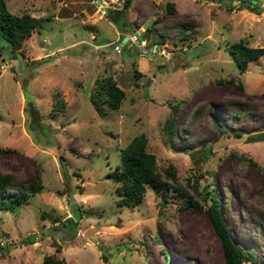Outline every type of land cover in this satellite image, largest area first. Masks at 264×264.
Wrapping results in <instances>:
<instances>
[{
    "label": "rangeland",
    "instance_id": "obj_1",
    "mask_svg": "<svg viewBox=\"0 0 264 264\" xmlns=\"http://www.w3.org/2000/svg\"><path fill=\"white\" fill-rule=\"evenodd\" d=\"M5 1L42 24L14 57L0 49V169L19 184L40 169L43 188L0 210V264H44L46 254L62 264H226L205 208L175 191L117 204L106 174L138 133L193 201L216 196L231 238L264 263V54L241 71L226 48L264 45V0H251L259 12L239 0H131L123 30L106 8L124 0ZM105 75L125 96L101 115L89 95Z\"/></svg>",
    "mask_w": 264,
    "mask_h": 264
},
{
    "label": "trees",
    "instance_id": "obj_2",
    "mask_svg": "<svg viewBox=\"0 0 264 264\" xmlns=\"http://www.w3.org/2000/svg\"><path fill=\"white\" fill-rule=\"evenodd\" d=\"M239 1L240 3L246 2L247 6L252 7L255 12H259L257 3L251 0ZM130 2L131 0H124L122 6L116 10L106 8L108 19L115 23L120 30H123V26L127 24L126 16ZM167 10H175L172 2L167 3ZM41 24V18L28 12L13 13L8 9L6 1L0 0V41L3 40L8 44L11 57H14L15 53L21 48L24 39L39 29ZM3 46H5V43L0 45V49H3ZM226 48L241 71L246 69L250 60L264 54V45L251 46L242 39L228 41ZM124 96V90L118 86L115 79L111 75H105L95 80L89 98L97 112L104 115L106 107L117 109ZM29 103L31 106L32 102ZM59 104L61 105L62 101H58L57 105ZM163 130L169 137L174 136V122L171 118L165 121ZM253 139L258 140L259 138L253 136ZM248 160L255 162L251 158ZM106 176L115 184L114 191L119 206L139 204L147 188L162 191L165 195L170 191H175L180 197L186 198V206L205 208L214 231L220 237L226 264H243L245 261H250L251 264H264L253 251L245 250L231 238L229 227L222 216L214 194L208 193L210 203L207 207H204L199 202L193 201L189 189L179 182L174 165L169 164L160 171L155 154L147 150V136L144 133L134 135L120 149V163L116 165L114 170L107 172ZM42 188L43 182L40 169H37L33 177L24 184H19V178L16 174L4 172L0 169V210H12L16 206L26 203L31 195L41 191ZM192 188L197 190L196 187ZM69 193L72 192L69 191ZM77 209L79 215H81V210ZM259 216L263 217V219L260 218V224L264 225V212L259 210ZM34 241L33 236L26 240V242ZM165 258L166 260L169 259L167 255H165ZM43 262L44 264L63 263L62 259L56 258L53 254L44 255Z\"/></svg>",
    "mask_w": 264,
    "mask_h": 264
},
{
    "label": "built area",
    "instance_id": "obj_3",
    "mask_svg": "<svg viewBox=\"0 0 264 264\" xmlns=\"http://www.w3.org/2000/svg\"><path fill=\"white\" fill-rule=\"evenodd\" d=\"M116 49H119L120 47L118 45H115ZM7 245H9V240H7L5 237L0 236V246L1 247H6Z\"/></svg>",
    "mask_w": 264,
    "mask_h": 264
},
{
    "label": "water",
    "instance_id": "obj_4",
    "mask_svg": "<svg viewBox=\"0 0 264 264\" xmlns=\"http://www.w3.org/2000/svg\"><path fill=\"white\" fill-rule=\"evenodd\" d=\"M127 38V36L124 37V40ZM5 43V46H3V49L5 51L6 54H10V51L8 50V44L6 42H4L3 40L0 41V45L4 44Z\"/></svg>",
    "mask_w": 264,
    "mask_h": 264
}]
</instances>
